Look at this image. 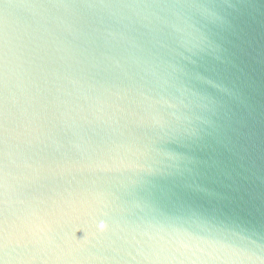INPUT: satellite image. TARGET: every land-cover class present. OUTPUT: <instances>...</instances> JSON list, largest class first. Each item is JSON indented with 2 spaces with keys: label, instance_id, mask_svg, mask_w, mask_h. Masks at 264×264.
Listing matches in <instances>:
<instances>
[{
  "label": "water",
  "instance_id": "1",
  "mask_svg": "<svg viewBox=\"0 0 264 264\" xmlns=\"http://www.w3.org/2000/svg\"><path fill=\"white\" fill-rule=\"evenodd\" d=\"M0 264H264V0H0Z\"/></svg>",
  "mask_w": 264,
  "mask_h": 264
}]
</instances>
